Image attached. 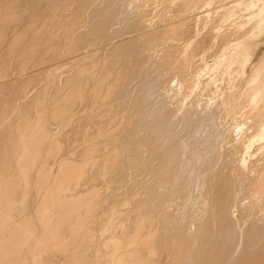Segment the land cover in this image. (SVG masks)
<instances>
[{
  "label": "bare ground",
  "instance_id": "obj_1",
  "mask_svg": "<svg viewBox=\"0 0 264 264\" xmlns=\"http://www.w3.org/2000/svg\"><path fill=\"white\" fill-rule=\"evenodd\" d=\"M26 1L35 3L38 0H0V264H264V78H261L258 69L252 74L251 79L256 84L255 94L250 99L253 100L254 105L248 111L242 110L244 114L240 112L241 114L238 115L237 122L232 128V130L235 129V144L231 148L226 147L227 150H222L223 156L225 153L227 159L222 155L223 163L217 159L220 147L216 142V145L210 147L211 151L208 154L197 155L198 152L195 153L198 163L201 164L199 166H209L215 160L214 163L218 161L222 167L218 170L215 166L216 169L212 168L213 170L209 173H206L204 170L207 169L202 167L207 174L204 176V178L207 177L205 178L207 183L204 182L206 186L210 185L212 190L210 192L208 189L210 193H207L206 186L203 185L204 193H202L207 201L205 203L207 211L204 212L205 214L202 213L203 216L199 215L197 219L195 217L199 213L195 214L196 221L193 220L192 214L196 210L197 213L200 207L198 205V208L196 206V209L193 208L192 206L195 205L193 203L194 205L191 204V207L186 208V202L183 201L186 197L181 202L185 206L184 211L188 213H184L187 214L186 216L182 214L181 217H179L180 212L178 213L180 209L176 207V204L173 210L171 204H163V206L157 202L158 199L154 200L155 202L147 200L140 194L142 191L136 189L135 186L133 187L135 189L131 186L129 196L125 195L122 198V192L126 191L123 184L127 179L129 181L137 179L138 182L142 180L140 175L139 178L135 175L134 178L129 179L133 168L137 169L152 156L148 155L150 152L147 151L148 154L145 153L147 156H142L143 144L141 143L134 144L136 146L133 148L125 146L126 143L119 138L118 129L120 128H115L111 117L115 113L108 110L116 106L108 102L107 107L106 105L104 107V99L111 95L110 92L104 93L108 73L114 75L113 83L117 84L116 86L123 85L124 80L130 76L128 72L122 70L130 59L122 62L118 58L126 52L121 55L117 54V59L114 55L125 47L129 51H134L138 42L151 50H154L157 43L167 45L156 54L161 73L154 83L157 87L154 86V91L162 96L160 99L162 103L164 100L167 102L168 98L163 96H166L167 92L169 94V91L174 92L171 95L176 97L175 90L177 91L178 87L195 88L200 82L206 86L213 80L211 84L216 85H212L213 89L217 86L219 88L221 85H217L216 82L220 77L218 79L210 77L214 68L223 69L221 70L224 72L221 77L222 84L224 81L228 82L230 76L228 78L226 75H230V72L244 74L252 52H249L251 54L239 53L238 58L237 53L230 49L228 40L232 38V41L239 42L244 37H249L246 35L251 32L252 28L254 29V23L257 22L260 25L264 12V6L260 0H237L228 6H225L226 3H219L216 8H220L219 12L225 11L223 17L211 16L209 11L205 10L206 12L199 17L181 18L176 20L177 22L168 24L161 22L164 25L162 28L156 26L159 29L140 28L141 33H136L137 35L133 29L130 31L131 34L122 37L119 42H108L100 45L101 48L98 46L104 43L105 37L111 40L110 36V38L105 36L104 28L106 29L110 22L107 20H111L115 14L113 10L109 11L108 18L103 17L107 18L105 22H101L97 28L93 25L95 26L93 29L92 23L83 24L85 17L83 19V15H80L77 10L73 13L71 9L64 8L66 5L63 7L60 3L58 5V1L57 4L54 2L50 4L47 1L48 5L45 3L43 5L42 2L39 10L43 19L41 24L36 26L33 21L26 23L22 20L25 11L21 5ZM62 1L59 2L62 4ZM129 1L99 0L97 4L104 6L115 3L119 10V7L121 8ZM208 1L171 0L176 7L177 4L181 7L184 5L201 6ZM217 2H222V0H217ZM16 7L19 9L21 7V11L15 10ZM28 8L26 9L29 11ZM127 9H130L129 5ZM168 9L169 7L167 11ZM33 10L35 11L34 8ZM132 10L127 12L130 16ZM134 10L136 11V7ZM135 11H133L134 14ZM149 11L151 12V9ZM160 13L161 11L159 15ZM118 15L121 16V14ZM127 15L123 17L130 22L133 16ZM140 17L144 18V16ZM137 24L132 23L130 27L135 28ZM115 32L116 30L113 32L114 36ZM156 35H159L157 40ZM169 40L175 43L170 44ZM96 44H98L97 47ZM228 47L230 52L233 51L229 57H227ZM99 52L103 53L102 60L98 57V60L102 62V65L99 62L102 67H99L101 72L96 71V75L93 71L97 68L94 67L95 69L92 70V66L95 65L94 60H97L96 55ZM127 54L130 55V52ZM134 56L136 54H132L131 58ZM209 60L213 64L211 69L208 65ZM89 62L94 63L90 65L91 68ZM99 64L97 61V65ZM208 69L210 74L206 76ZM64 70L66 73L63 72ZM204 74L206 78L203 80L202 75ZM237 84L240 83L237 81ZM216 92L213 90L211 95ZM217 94L212 96H217ZM224 97L221 96L222 100ZM77 102L85 103L91 111L90 117L84 120L87 122H89L88 119L92 120V116L95 115L93 112L99 115L96 116L100 117L98 120L101 119V123L96 119L100 124L97 128H93L96 129L93 135H90L91 132L88 130L79 131L77 129L82 124L75 116L77 112L74 115L72 109ZM216 103L219 107L218 110L214 109L218 112L222 106L220 107L219 102ZM174 105L173 102L167 103L166 111L161 110V113L166 115L173 111ZM177 106L179 108L178 103ZM234 108L233 111H235ZM104 110L107 111V116H104ZM218 114L221 113L218 112ZM222 114L225 115L224 112ZM81 117L83 121V116ZM50 119L55 120L51 125L53 127L55 123L56 129L51 128L49 122L52 120L49 121ZM92 122H90L91 125ZM70 124L73 125L71 132L74 138L72 141L79 143V147L76 145L77 150L71 147L64 149L63 146L64 142L67 143L68 137L63 134L62 127ZM165 125L163 127L166 128L167 125ZM157 132L154 133V139ZM224 137L229 136L224 135ZM154 139H150V142L153 143ZM170 145L168 142L167 146ZM159 147L155 148V151ZM178 149H173L172 154L169 153L172 148L168 150L170 155L165 152L162 155L158 152L162 156H157L158 159L155 158L152 164L149 161L151 165L148 164L147 167L160 172L173 161H177L175 164L181 162ZM197 161L196 167L198 166ZM144 166L146 168V165ZM200 169L199 171H202ZM154 170L153 176L156 175V172L154 175ZM170 171L168 172L174 176V173ZM195 171H193L195 178L192 177V180L197 182ZM169 175L166 174V177ZM173 176L170 180H173ZM158 177L161 179L160 176ZM169 178L168 181L162 182L171 185ZM150 179L151 177L148 181ZM192 180L189 182L185 179L184 182L190 187L194 184ZM185 186V189H189ZM144 187L153 189L154 185L145 184L142 188ZM157 187L156 191H160L159 186ZM172 190H167L162 196L172 200V196L181 192L180 189ZM186 205L190 206L188 203ZM200 206L203 209L204 205ZM182 217L184 218L180 219Z\"/></svg>",
  "mask_w": 264,
  "mask_h": 264
},
{
  "label": "rangeland",
  "instance_id": "obj_2",
  "mask_svg": "<svg viewBox=\"0 0 264 264\" xmlns=\"http://www.w3.org/2000/svg\"><path fill=\"white\" fill-rule=\"evenodd\" d=\"M47 1L50 4H51V2H52V4H53V2L55 4H57V1H58V5H59V3H60V5H62V7L66 5L64 8L71 9L72 11L71 10H69V11H71L73 13H74V11L77 10V12L80 13V15H83L82 16L83 19L85 17V19H84L85 22L83 21V24L84 25L85 24L88 25V24H91L92 23V27H93V25H95L96 26V27L94 26L95 28H97L98 26H100L101 25V22L102 23L105 22L106 19L109 17V11L110 10H113V13H115L114 14L115 16L113 15V17L111 18V20H107V22L110 21L107 24V27L109 29L107 27H106V29L104 28V31L106 32L105 33V36H108V38L111 37V40L110 39L107 40V37H105L104 38L105 40H104V43L103 44H101V43L99 44L98 43L99 46H98V44L95 45L96 47L98 46V48L99 47L101 48L102 45H105L108 42H111V43L119 42V40H121L122 37L131 34L130 31H132L133 29H134L133 32L135 33V35H137V34H140L141 33V29H147L148 28L147 30H153V28H154V30H155V29H159L158 27H161L162 28L163 25H164L162 23L168 24L170 22H173V23L174 22H177L178 19H181V18H187V17L194 18V17H199L201 14L203 15L206 12L205 10H208L209 13L211 14V16H214V17H218V16L219 17H223L225 15V11L219 12L218 10L220 8H216L217 5L219 3H226L225 6H228V5L232 4V3H235L237 0H222V2H217V0L216 1L215 0H209V1L207 0L208 2L204 3V5H206V6H204V5H201V6H199V5H192V6H190V5H184L183 7L179 6L180 4H177V7H176V4H172L171 0H167V1L166 0H148V1L147 0H145V1L144 0H137V1L136 0H133V3H132V0H130L131 2L129 1V2L125 3L123 6H121V8L119 7L118 8L119 10H117V4H115V3L109 4V5H104V6H98L97 3H98L99 0H94V1H91V0H88V1L82 0L81 1V0H79V2H78V0H66L67 2L65 0H63L62 1L63 2L62 4H61V2H59L60 0H51L50 2H49V0H38V1H35L36 4L33 3L32 1H26V2H24L21 5V7L23 8V10L25 11L24 14L26 16L25 17L23 15L24 18L22 17V20L23 21L25 20L26 23L27 22H30V21L32 23V21H33V23H35L36 26L40 25L41 24V20L43 19L42 18L43 15L40 13V10L39 9H41L42 2H43V5H45V4L48 5L47 4ZM134 1L137 4L136 3L134 4ZM169 1H170V3H168ZM38 2H39V6H38ZM68 2H70V3H68ZM81 2H83V3L86 2V3L83 5V3H81ZM138 2H141L142 4H143V2H145V4H143V6H142V4L141 3H138ZM260 2L264 6V0H260ZM33 4H34V6H33ZM114 4H115V6H114ZM127 4L129 5V8L130 9H127L128 8V5ZM130 4H132V6ZM163 5H165V6H163ZM172 5H174V6H172ZM28 6H29V8H28ZM21 7H20V9H19V7H16L15 10L17 9V11L18 10L21 11V9H22ZM74 7H75V9H74ZM80 7H81V9H80ZM85 7H87V8H85ZM135 7H136V11L134 10ZM168 7H169V9L167 11V8ZM175 7H176V10H175ZM204 7L208 8V9H205ZM26 8H28L29 11ZM33 8L35 9V11L33 10ZM145 8L147 9V11H146ZM173 8H174V13H173ZM150 9H151V12L149 11ZM131 10H132V12H130V13L132 14L131 16H133V19L134 20L132 19L129 22V20L127 21L126 17L124 19L123 16L124 15L126 16L127 14H128L127 16H130L129 13H127V12L128 11H131ZM214 10H215V12H214ZM133 11H135V14H134ZM160 11H161V13L159 15V12ZM169 11H170V13H169ZM30 12H33V13H30ZM142 12H144V14ZM166 12H167V14H166ZM176 12H179V13L176 14ZM155 13H156V15H155ZM163 13H165V14H163ZM93 14L96 15V16H94ZM118 14H121V16L118 15ZM147 14H150V15H147ZM80 15H78V16L80 17ZM86 16H87V18H86ZM106 16H107V18H103V17H106ZM137 16L139 17V19H138ZM140 16H144V18L143 17H140ZM34 17H35V20H34ZM136 18H137V20H136ZM101 20H103V21H101ZM112 20H115V21H112ZM158 20H161V21L159 22ZM96 22H98V23H96ZM114 22H115V24H114ZM132 23H138V24H137V26H135V28H131L130 26H132ZM142 23H144V25H146L147 27H145ZM109 24H111L112 27ZM139 26H141V27H139ZM156 26H158V27H156ZM94 27H93V29H95ZM137 27H138V29H137ZM253 27H254V29L252 28L251 29V32H250L251 35L249 33L248 35H246V36H249V37H244L246 39H244V38L241 39L243 42L241 40L239 42L238 41L237 42L236 41H232L233 40L232 38H230L228 40V44H229L230 49L231 50L233 49V51H235L237 53V56L236 57L239 58V55L240 54H243L244 52H245L244 54H247V53L248 54H251L249 52L250 51L252 52V55L250 57L251 60L247 63L244 74L243 73L242 74H238L236 72L235 73L230 72V75L229 74L226 75L228 78L230 76V79H228L227 77H225V78L228 79V82L227 81H224V83L222 84L223 79H221V77L223 76V73H224V72H222L223 69L221 67H218V69L217 68H214L215 73H214V70H213L212 71L213 74L210 77L212 79H218V77H220L219 80L216 82V84L218 83L217 85H221L222 87L219 86V88H218V86H217V87H215L213 89L212 85L214 84L213 86H216L215 83L211 84L212 83L211 81H213V80H211L206 86L204 84H202V82H200L199 84H202V85H199L198 84L199 86L196 85L195 88H188L187 86L178 87L177 88V91L175 90V92H176L175 93V96L178 97L177 98V101H176V97H174L173 95H171L174 92L169 91L170 92L169 94L167 92V95L165 93L166 96H163V97L168 98V99H166L167 102L164 100V103H162V100H160L162 96L159 95V92H158V95H157V93H155L156 91H154V86H155L154 83L156 82V79H158L157 77L161 73L160 63L156 61V54H157V52H159L163 48H165L167 45H165L164 43H157L154 46V50H151L147 46H145L142 43L138 42L137 45L134 48V51H129V49L127 48L128 49V52H130V55L127 54L128 52H127L126 47L123 50L121 49V51H123V52L119 51V53H116L114 55L115 58L117 59V56L118 55H121L124 52H126V54L124 53L125 55L123 54L122 57L121 56H118V58H120L122 62H125L126 59L127 60L130 59L126 63V65L122 67V70L128 72L129 75H130L128 78H126L124 80V84L123 85H120V86H116L117 84H114L113 83L114 82V75L112 73H108V77H107L108 79L105 80L106 81L105 83L107 85L104 87V93H108V92L111 93V95L107 99H104V103H105L104 104V107H105V105L107 107V103L108 102H112V104L114 105V107L116 106L115 108H117V110L115 108H109L108 110H110L111 112L115 113L111 117H112L113 123L115 124V128H120V129H118L119 130V138H120V140H123V142L126 143L125 146L128 147V148H130V147L133 148L134 146L138 145L137 143L143 144L142 145V148H143V150H142V156L144 155V157H146L147 155L145 153L150 152L149 154L148 153L147 154L148 155H151L152 157L151 158L149 157L150 160L148 158L147 161L148 162L150 161L151 164L154 163V159L155 158L158 159V157L161 154L163 155V154L166 153V154L170 155L169 153L172 154V152H174L173 149L175 150L176 148L178 149L179 147L180 148L178 149L179 150L178 154H180V156H181V162H178L179 164L178 163L175 164L177 161H173V163H171V164H173L174 167L171 164H169L168 165L169 167L167 166L168 168L167 167L166 168H162L160 170V172L159 171H156L154 169H150L149 167H147L148 164L151 165L150 162L148 163L147 161H145V163L143 165H141V166L139 165L138 166V167H140L139 169H138V167H137V169H136V167H134L133 168L134 173H133V171H131L132 174L129 175V177H130L129 179L134 178L135 175H136V177H138L140 175L139 177L140 178L142 177L141 178L142 180L138 182V181H136L137 179H133L131 181H129L127 179L126 182H125V184H123L125 186L124 190L126 189V191H123L122 192L124 194V195L121 194L123 196L122 198H124L125 195H126V197H127V195L129 196L130 193H131V190L136 188V189L142 191L140 194L142 196H144L147 200H150V201L153 200L152 202H155L158 199L157 202L160 205H163V204L164 205L165 204H167V205L168 204L169 205L170 204L173 205L172 206V209H173L174 205L176 204L177 206L176 205L175 206L178 209H180L178 211V213L180 212L179 213L180 214L179 217H181L182 214L185 215L184 213H188V212L184 211V210H186L185 209V206H186V208H189V207L192 206L191 204H193V203L195 204V205L193 204L194 205V206H192L193 208H195V206H196V208H198V205L200 207V209L198 208V212L197 213H196L197 210L195 211L196 208L194 209L195 212L193 211L194 213L192 214L193 220L196 221V219L199 218V215L200 216L201 215L203 216L206 213V211H207L206 210L207 209V206L206 205L207 204H205V203L207 201L203 197L204 196V194H203L204 193L203 192V188H204L203 185L206 186L205 182L207 183V181L205 180V178H207V177L204 178V176H207L206 173L211 172L215 168V166H217V168L219 170L220 167H221V165L218 164V161H216V163H214L215 162V160H214V162L213 163H210L209 166H206V167L205 166H199L201 164L198 163L199 161H197V159L195 157V155H196L195 153L198 152L197 155L198 154H203V155L208 154L211 151L210 147L213 146L214 144L216 145V143H217L218 144L217 146L220 147V148H218V150L219 149L220 150H219V152L217 154V159L218 160H221L220 162L223 163L224 162L223 161L224 159L221 158V155L223 156L222 150L223 151L224 150H227L228 148H231L235 144V141H234L235 129L232 130V128H234V126H235V124L237 122L236 120H237L238 115H240L241 113L244 114L243 112H241L242 110L244 111L246 109V111H248V110L251 109L250 107H253V105H254L253 100H250V99H252L253 95L255 94L254 93V89H256V84H254L253 81L251 80L252 79V74L255 73V70L257 71V69H258L261 78H264V12L262 14V21H261L260 25L256 22V24L255 23L253 24ZM112 29L114 31L116 30L115 36H114V33H113L114 31H112ZM135 29H137V31ZM252 30H253V32L254 31L255 32L253 33ZM104 31H103V35H104ZM108 31H109V34H108ZM117 32H119L121 34L118 35ZM111 33L113 35H110ZM155 37H156V40H157L158 37H159V35H156ZM62 40H63V37H62V39H60V44L63 43ZM169 42H170V44L173 43V42L175 43V41H173V40H169ZM230 44L231 45L233 44V45L231 46ZM229 47L227 48L228 50L226 49L227 50V57H229L230 55H232V52H233V51L230 52ZM241 50H243V51H241ZM102 54H103L102 52H99L97 54L98 56L96 55L97 60L96 61L94 60L95 65L92 66V70H93L94 67L97 68V69L94 68L95 70L93 71L96 75H97V72L96 71L101 72V71H99V70H101V68H99V67H102V66H100V64L102 62L99 61V60H102V58H103V57H101V56H103ZM132 54H136V56H134V58H131L132 57ZM98 57H100L99 60H98ZM97 61H98V64L100 62L99 65H97ZM92 63L89 62V66L94 64V63L93 64ZM208 65L210 66L209 69H211L213 67L212 66L213 64H212V62L210 60L208 61ZM90 68H91V66H90ZM254 68H256V69H254ZM209 69L207 70L206 76L208 74H210ZM63 72L66 73L65 70ZM217 74H218V76H216ZM232 74H233V76H232ZM235 74H236L237 78H235L236 77ZM202 78H203V80L206 78L205 77V74L202 75ZM232 80H233V82H231ZM235 80H237L238 83H240V84H237L236 85V82L237 81H235ZM226 82L228 83V86H227V83ZM197 86H198V88H197ZM226 86L228 87V90H227ZM203 87H205V88L203 89ZM155 88H157V87L155 86ZM181 88H183V89H181ZM220 89L224 90L223 92H225V93L223 94L222 90H220ZM180 90H181V92H180ZM213 90H214V92H216V91L217 92L214 93V94H212V95H215V94L218 93L217 94L218 97L217 96H214L213 97L211 95V93H212ZM226 91H227V93H226ZM185 92H187V94H185ZM2 93H4V92H2ZM7 93H8V91H7ZM219 93L221 95H219ZM206 94H207V96H206ZM171 96H173V97H171ZM221 96L222 97L225 96L223 98V100H222ZM210 97H211L212 100L210 99ZM179 101H180V103H179ZM214 101H215V104H214ZM172 102H173V104H175L173 106V111H170L166 115H164L163 113H161V110H163L162 112L166 111L165 107L167 106V103H172ZM216 102H219L220 103V107L222 106L221 108H219L220 110L218 111L221 114H218V112H217L219 106L217 105ZM238 102H240V103L238 104ZM177 103L179 105V108L177 106ZM212 103H213L214 107H212L213 106V105H211ZM161 104L162 105L164 104L165 106L164 105L162 106ZM236 104L239 105L237 109H236V106H237ZM216 105H217V107H215ZM74 106H75V108H74ZM77 106H79V107H77ZM84 106H85V108H84ZM234 106H235V108H234ZM180 107H181V109H180ZM214 108H216L217 110L214 109ZM226 108H227V110H225ZM233 108L235 109V111H233ZM240 108H241V110H240ZM72 109H73L74 115L77 112L75 116L78 118V121L79 122L81 121L80 123H82L81 125H79L77 127V129L79 131L88 130L89 132H91L90 135L91 134L93 135L94 134V130H96V129H93V128H95V127L97 128L98 125L101 123L100 122L101 119L98 120V118H100V117H98V118L96 117V116H99V115L97 113H94L93 112V115L94 114L95 115L92 116V118H91L92 120L88 119L89 122H87L84 119L86 117L87 118L90 117L89 115H90V112L91 111H89L90 109H89V107L85 103L77 102L76 104L73 105V108ZM223 112L225 113V115L222 114ZM85 113L88 114V115L86 116ZM78 114H80V115H78ZM107 114H108L107 111L104 110V116H107ZM198 114H199V116H198ZM220 115H222V116H220ZM81 116H83V121L81 120V118H82ZM223 116H225V117L223 118ZM232 116H235V117L233 118ZM231 117L234 120V121L232 120L233 122L230 120ZM216 118H217V120H215ZM96 119L100 122L99 124H98V121ZM51 120L52 119H50L49 121H51ZM225 120H227L226 121L227 123L225 122ZM229 120H230V122H229ZM52 122H55V120H52L51 122H49L50 125L52 124ZM83 122L87 125V127H86V125H84ZM90 122H92V125L90 124ZM223 122H225V123H223ZM87 123H89V124H87ZM93 123H95V124H93ZM53 124H54V126H53L54 128L52 127V125H51V128L56 129L55 128L56 124L55 123H53ZM88 125H89V127H88ZM164 125L166 126V128L163 127ZM88 128H90V129H88ZM163 128H165V129L163 130ZM167 128H169L168 131H167ZM222 128L224 130H221ZM72 129H73V125L72 124H70L69 126L68 125H64V127H62L63 134L65 135V137H68L69 138V139L67 138V140H66L67 143L66 142L63 143V146H64V149H67L68 147L69 148L71 147V148H75L77 150L78 147H79V143L77 144V143H74L72 141L73 138H74V134H73V132H71ZM121 130H123V131H121ZM151 130L152 131L154 130V131L151 132ZM124 131L125 132L127 131V133L129 131V133L127 134ZM156 131H158L157 134H156V136H158V137L155 136V139H154L153 136L155 135L154 133H156ZM164 131H165V134H164ZM130 132H131V135L130 136L133 137V138H131L129 136ZM150 132L153 133V134L151 135ZM225 132H226V134H225ZM126 135H128V136H126ZM148 135H150V137ZM224 135L229 136V137H224ZM124 136H126L125 137V138H127L126 140H125ZM146 136H148L150 139H154L153 140V143H152V141L150 142V139L148 137H146ZM231 136H233V137L230 139ZM121 138H123V139H121ZM128 138L132 139L131 140L132 143H130L131 141H130V139L128 140ZM157 138H160V139L157 140ZM161 139H162V141H161ZM170 140H171V143H170ZM68 141L69 142H73V143L70 144ZM128 142L130 143V145L131 144L132 145L130 146ZM168 142H169V145L171 144L170 146H167V143ZM175 142H177V143H175ZM121 143H122V141H121ZM158 143H159V145H158ZM134 144H136V145H134ZM165 144L169 148H167L165 146ZM172 144H174V146H176V147H173ZM163 145H164V147L166 149L163 147ZM155 146L156 147L157 146L158 147L161 146V147H159V149L155 151V148H156ZM170 147L172 148V150H171ZM226 147H227V149H225ZM152 148H154V150ZM180 149H181L182 152L180 151ZM151 150H153L152 151L153 153L151 152ZM168 150H171V152L168 153L167 152ZM154 152H155V154H154ZM158 152H160L161 154L158 153ZM223 157L224 158L226 157L225 153H224V156ZM225 159H227V157ZM196 161H197L199 167L198 166L196 167V165H197L196 164ZM138 164H141V163L138 162ZM181 164H182V166H181ZM144 165H146V168H145ZM210 165H212V166H210ZM218 165H219V167H218ZM188 167H190V168H188ZM202 167H203V169H205V168L207 169V170H204L206 173L203 171ZM195 168L196 169H198V168L200 169L201 168L203 172L202 171H199V169L197 171ZM169 169H172V170L170 171ZM137 170H138V172H137ZM142 170H144L143 171L144 173L142 172L143 174L141 173ZM153 170H154V175H155V172H156V175L155 176H153V174H152L153 173ZM168 171L174 173V176L171 175V173H169ZM176 171L178 173L175 174ZM193 171L197 172V174H196L197 175V177H196L197 178V182H196V180H195V182L192 180V177L195 178V174H194ZM138 173H140V174H138ZM198 173H200V174H198ZM147 174H149V175H147ZM157 174H159V175H157ZM166 174L167 175L170 174V175L166 177ZM156 176L157 177L160 176V178L162 180L159 179V177L157 178ZM172 176L174 178H173V180H170V179H172ZM149 177H151V179H150L151 181L150 180L148 181ZM154 177L156 178V181H155V178ZM168 178H169V181L172 182V183H170L171 185H168L167 184L168 185L167 186L162 181H164V180H167L168 181ZM202 178H203V180H202ZM182 179H183V181H181ZM185 179L186 180H189V182H190V180H192V183L194 182V184H192L193 187L191 185L189 187V185L185 184V182H184ZM143 180L146 181V182H144ZM201 181H202V183H201ZM130 182L133 183V185ZM152 182H154L155 184L154 183L152 184ZM157 182L158 183L161 182L160 183L161 186L162 185H164V186L161 187L160 184H158ZM181 182H182V184H181ZM145 184H147V185H149V184L150 185H154V188L153 189L152 188H149L148 189V188H145L146 186L144 188H142ZM136 185H139V186H136ZM185 185H187L189 189H185L184 188ZM131 186H132V189H131ZM134 186H135V188H133ZM155 186H156V188H155ZM157 186H159V189L158 190H160L162 193L160 191H156L157 188H158ZM187 186H185V187H187ZM139 187H140V189H139ZM160 187H161V189H160ZM206 187H205V189L207 190V193L209 192L208 189L211 192L212 187L210 185H209V187H208V185ZM167 188L173 189V190L174 189L175 190H179L180 189L181 192L178 191L179 193H177L176 195L172 196L173 198L170 197V198H172V200L169 199V197H168L167 198L169 200L168 201L165 196H162V194L164 192H166L167 190L169 191V189H167ZM165 189H167V190H165ZM143 190H144V192H143ZM183 190H185V191H183ZM192 191H193V193H192ZM127 192H129V193H127ZM150 194H153V195L151 196ZM158 195L161 196V198ZM150 196L152 197V199H151ZM154 196L157 197V198L155 199ZM159 199H160V201H159ZM182 200L186 202L185 203V206L181 202ZM202 201H203V203H202ZM187 203L190 206L187 207V205H186ZM202 204L205 206V207L203 206V209L200 206ZM182 209L184 211L183 213H182ZM202 213H204V214H202ZM195 214H198L197 215L198 217ZM194 215L196 216L195 217L196 219L194 218ZM183 218L184 217H182L180 219H183Z\"/></svg>",
  "mask_w": 264,
  "mask_h": 264
}]
</instances>
